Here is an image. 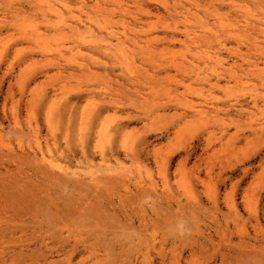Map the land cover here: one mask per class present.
<instances>
[{
	"label": "rangeland",
	"instance_id": "obj_1",
	"mask_svg": "<svg viewBox=\"0 0 264 264\" xmlns=\"http://www.w3.org/2000/svg\"><path fill=\"white\" fill-rule=\"evenodd\" d=\"M123 2L0 0V264H264V0Z\"/></svg>",
	"mask_w": 264,
	"mask_h": 264
},
{
	"label": "bare ground",
	"instance_id": "obj_2",
	"mask_svg": "<svg viewBox=\"0 0 264 264\" xmlns=\"http://www.w3.org/2000/svg\"><path fill=\"white\" fill-rule=\"evenodd\" d=\"M96 2H98L99 0H95ZM114 3L117 2L116 4L118 5V8L121 10V12L123 13H127L128 12V9L126 8L123 0H112ZM217 2L221 1V2H226V0H216ZM198 2V1H196ZM194 7L195 8H198V5H196V3H193ZM206 6V5H205ZM208 6V5H207ZM233 7L236 9H240V6L238 4H234L233 3ZM52 9V14L56 17V20H55V25L59 26V27H67L68 29H72L71 31H74V32H78V26H72V24H67L66 23V20L67 18L64 16V13L61 11V9L55 7L54 5H52L51 7ZM169 9V8H167ZM206 9V7H205ZM204 9V10H205ZM208 10L210 11V9H208L207 7V10H205V12L203 13L204 15L206 14H211L212 12L216 15L217 14V10H211L210 12H208ZM199 12V9H196L194 12H191V9L190 8H186V15H183V18L185 19L186 22L188 23H191L193 20H196L195 24L197 25V28L201 29V30H195L194 28L192 29V31H188V29L190 27H185V32L188 36V34L191 32L192 34H194L195 37H198V38H204L206 37V32H204L203 30H207L208 32H211L210 29H205L206 28V20L203 18V16H200L199 18L196 17L195 15ZM177 13H182L180 11H177ZM253 17H255V15H253ZM48 21L47 25L50 26V25H53V21H51L52 19H46ZM204 21V23H203ZM94 24L100 28V24L98 22H94ZM96 28H93L92 31H89L90 33H94V30ZM45 35V32L43 30H41L39 27H35V26H32L31 28H29L27 31H26V37L28 39H31L32 41H40L42 39V37H44ZM263 49V47H261Z\"/></svg>",
	"mask_w": 264,
	"mask_h": 264
},
{
	"label": "clouds",
	"instance_id": "obj_3",
	"mask_svg": "<svg viewBox=\"0 0 264 264\" xmlns=\"http://www.w3.org/2000/svg\"><path fill=\"white\" fill-rule=\"evenodd\" d=\"M192 232V224L188 220L181 221L178 225L177 234L181 237L189 235Z\"/></svg>",
	"mask_w": 264,
	"mask_h": 264
}]
</instances>
